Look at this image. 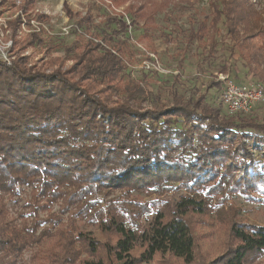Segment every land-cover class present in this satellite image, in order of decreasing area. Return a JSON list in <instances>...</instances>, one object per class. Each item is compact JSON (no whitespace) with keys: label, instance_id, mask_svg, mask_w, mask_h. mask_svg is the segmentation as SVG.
Listing matches in <instances>:
<instances>
[{"label":"trees","instance_id":"obj_1","mask_svg":"<svg viewBox=\"0 0 264 264\" xmlns=\"http://www.w3.org/2000/svg\"><path fill=\"white\" fill-rule=\"evenodd\" d=\"M10 1L0 0V10ZM33 2L22 0V12ZM210 6L186 34L188 44L204 45L202 62L214 59L224 39L246 65L263 64L257 1ZM157 12L134 14L150 23ZM114 20L120 30L130 27ZM22 22L16 16L5 37L12 40L11 64L0 56V260L31 250L33 264H142L157 257L162 264L166 255L182 264H255L264 255V225L240 218L232 200L243 194L264 202V194H253L264 188V166L254 154L264 119L226 110L219 81L207 87L218 93L197 98L173 88L169 103L151 93L152 106L142 108L148 92L127 76L126 43L109 34L88 33L83 43L79 35L66 47L73 63L47 71L24 54L46 43L42 30L21 37ZM231 68L225 62L219 72ZM23 187L29 193L14 215L8 201ZM173 191L185 192L175 205L164 200ZM83 226L99 227L105 239ZM215 230L224 232L225 247L209 261L201 242Z\"/></svg>","mask_w":264,"mask_h":264},{"label":"rangeland","instance_id":"obj_2","mask_svg":"<svg viewBox=\"0 0 264 264\" xmlns=\"http://www.w3.org/2000/svg\"><path fill=\"white\" fill-rule=\"evenodd\" d=\"M14 1L11 0L0 10V56L8 64H11L15 55L12 52V40L5 37L11 26L10 22L20 15L23 22L19 35L26 37L34 31L42 30V36L46 41V43H38L26 48L24 54L30 55L32 63L47 66V71L57 69L63 64L64 67H68L73 63L71 59L73 54L69 55L66 47L73 46L77 37H81L79 35L83 36L80 43L85 42L88 33L98 34L100 37L109 34L114 37V40L125 42L127 76L140 82L148 92L149 98L143 102L142 108L152 106L151 93L160 94L162 100L169 103L171 101L169 91H173V88L187 98H197L204 93H218V87H212L209 91L207 87L213 81L221 82L224 87L221 75L228 76L240 84H260L264 87L262 81L264 80V63L260 65L251 63L250 71L239 52L231 54L228 41L222 39L214 59L207 63L202 62L201 52L204 45H199L197 42L188 44L186 34L191 25L190 20L209 15L212 0H34L26 12L30 17L21 10L22 0ZM256 1L258 7L264 11V0ZM135 11L159 12L148 23L146 19L136 17ZM39 15L42 18H39ZM115 17L130 24L128 30H120L118 23L114 20ZM218 40H221L220 36ZM257 43L262 44L260 40ZM225 62L232 67L228 74L219 72L220 65ZM258 71L263 77L262 80H259L257 76ZM119 98V95H114L112 100L118 101ZM208 99L211 102L213 98L208 94ZM259 105L251 112L258 113L264 119V103ZM176 125L180 126L179 123ZM259 137L260 148L254 150V154L261 168L264 166L262 156L264 132L259 133ZM27 193L29 188L23 187L19 196L8 201V206L14 215L20 210ZM253 194L263 196L264 188L261 192H253ZM184 195V191H173L164 200L175 205ZM232 201L241 210L240 218L264 225V202L248 200L243 194H238ZM154 217V213H151L144 220L143 224L147 230ZM83 229L94 233L100 239H105L97 226H83ZM200 231L207 233L210 230L202 226ZM143 232L142 230L138 235L134 248L136 254L142 251ZM201 243L205 259L210 261L224 251V232L215 230ZM43 249H46V245ZM31 256L32 251L25 250L18 257L3 258L0 264H33ZM160 259L157 257L151 262L142 264H161ZM164 260L166 263L162 264H182L178 260L168 258V255ZM255 264H264V255L259 257Z\"/></svg>","mask_w":264,"mask_h":264},{"label":"built area","instance_id":"obj_3","mask_svg":"<svg viewBox=\"0 0 264 264\" xmlns=\"http://www.w3.org/2000/svg\"><path fill=\"white\" fill-rule=\"evenodd\" d=\"M224 82L222 101L230 113L251 112L264 102V87L260 84H238L228 76L221 75Z\"/></svg>","mask_w":264,"mask_h":264}]
</instances>
